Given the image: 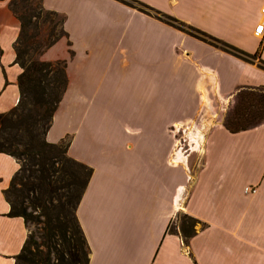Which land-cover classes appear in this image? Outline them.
<instances>
[{
    "label": "crops",
    "instance_id": "0c3cea01",
    "mask_svg": "<svg viewBox=\"0 0 264 264\" xmlns=\"http://www.w3.org/2000/svg\"><path fill=\"white\" fill-rule=\"evenodd\" d=\"M135 1L259 63L120 0H42L64 16L67 34L41 57L63 60L66 78L46 140L68 137V156L92 169L76 210L88 264H264V123L238 134L220 125L205 138L195 131L205 145L191 164L171 130L206 122L215 101L242 88L264 89V36L254 35L264 0ZM19 33L8 0L0 1V114L19 100ZM18 169L0 153V264H15L29 231L8 216L4 196ZM178 214L205 224L188 245L168 233Z\"/></svg>",
    "mask_w": 264,
    "mask_h": 264
},
{
    "label": "trees",
    "instance_id": "16d2710c",
    "mask_svg": "<svg viewBox=\"0 0 264 264\" xmlns=\"http://www.w3.org/2000/svg\"><path fill=\"white\" fill-rule=\"evenodd\" d=\"M130 1L150 9L138 1ZM8 7L20 22L14 51L15 64L21 73L17 80V105L0 114V153L14 158L19 169L4 196L10 206L8 216L22 218L28 229L29 225L35 227L34 232L28 231L15 264H88L90 251L76 210L92 169L68 156V137L56 144L46 140L63 97L66 78L63 61L46 62L41 57L50 47L67 38L63 27L65 18L46 10L42 0L34 8L30 0H10ZM155 13V18L161 22L242 61L251 62L257 58L170 16ZM260 67L264 69V62H260ZM263 123L264 89H240L223 123L225 130L238 134ZM29 208H39L43 212L34 216L28 212ZM176 219L177 230L171 231L169 225L168 233L179 235L185 245L195 236L198 225L201 229L205 227L186 214H178Z\"/></svg>",
    "mask_w": 264,
    "mask_h": 264
},
{
    "label": "rangeland",
    "instance_id": "374dc122",
    "mask_svg": "<svg viewBox=\"0 0 264 264\" xmlns=\"http://www.w3.org/2000/svg\"><path fill=\"white\" fill-rule=\"evenodd\" d=\"M39 1L40 0H30V5L34 8L38 4ZM120 1L126 2L127 4H130V6L135 7L136 9L141 11L142 13L150 15L151 17L155 18V15H157L155 13V11L148 9V8H145L141 5H137L133 2H131L130 0H120ZM9 2H10V0H8V3ZM61 61H63V60H61ZM255 63H259V60H257V58L255 59ZM236 96H237V94L234 96V98L232 100L230 99V100H227L226 102L215 101L213 103V107L215 109L214 117L208 118V116H207L205 118L206 122H202L199 124L193 123L187 127L181 126V128L180 127L176 128L174 126L171 129L173 131H176L177 135L179 136L178 137L179 147H180L179 149L184 154V157H185L184 162L185 163L191 164L193 162H196V160H197V149L201 150L203 148V146L205 145V141H204L205 136H207L212 130L218 128L217 126L223 125V123L225 122L226 118L230 115V113H231V111H232V109L236 103ZM203 115H204V113H202V116ZM22 127H23V125H22ZM195 131H200V133L203 135L204 138H202V141H199L197 138H195L193 136V133H195ZM21 134L26 135L25 132H22ZM199 147H200V149H199ZM199 162H203V159H200ZM28 212H30V213H32V215L36 216V215L42 213L43 211L40 210L39 208H35V209L29 208ZM176 223L178 225V222H176ZM176 223L173 226L171 225V231L177 230ZM197 228L200 229L201 227L198 225ZM29 231L34 232L35 227L32 225H29Z\"/></svg>",
    "mask_w": 264,
    "mask_h": 264
},
{
    "label": "built area",
    "instance_id": "2783aa9c",
    "mask_svg": "<svg viewBox=\"0 0 264 264\" xmlns=\"http://www.w3.org/2000/svg\"><path fill=\"white\" fill-rule=\"evenodd\" d=\"M261 14L262 16L264 17V8L261 10ZM261 29H264V23H259L256 28H255V31H254V35L256 37H263L264 36V31H261ZM244 192L245 193H248V194H255L256 192V189L255 188H252V187H245L244 188Z\"/></svg>",
    "mask_w": 264,
    "mask_h": 264
},
{
    "label": "bare ground",
    "instance_id": "6f19581e",
    "mask_svg": "<svg viewBox=\"0 0 264 264\" xmlns=\"http://www.w3.org/2000/svg\"><path fill=\"white\" fill-rule=\"evenodd\" d=\"M198 133H200V132H198ZM197 135H198V134H197ZM199 135H201V134H199ZM199 135H198V136H199ZM198 136H196V137H198ZM202 136H203V135H202Z\"/></svg>",
    "mask_w": 264,
    "mask_h": 264
},
{
    "label": "snow or ice",
    "instance_id": "6c2138e0",
    "mask_svg": "<svg viewBox=\"0 0 264 264\" xmlns=\"http://www.w3.org/2000/svg\"><path fill=\"white\" fill-rule=\"evenodd\" d=\"M261 31H264V29H261Z\"/></svg>",
    "mask_w": 264,
    "mask_h": 264
}]
</instances>
